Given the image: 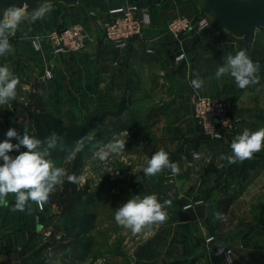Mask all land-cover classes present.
Returning a JSON list of instances; mask_svg holds the SVG:
<instances>
[{
  "label": "crops",
  "instance_id": "0c3cea01",
  "mask_svg": "<svg viewBox=\"0 0 264 264\" xmlns=\"http://www.w3.org/2000/svg\"><path fill=\"white\" fill-rule=\"evenodd\" d=\"M122 4L137 5L146 21L139 37L131 39L126 47L115 49L105 40L100 21L109 9ZM47 5L52 10L42 19L32 23L29 14L20 23L15 35L8 38L12 50L0 56V66L7 67L19 79L17 98L0 105V141L6 138L9 128L16 129L20 135L28 125L36 131L31 115L40 111L32 104L31 95L40 97L44 110L65 127L92 123L89 137L105 127V117L113 112L112 106H108L107 111L92 107L96 100L106 99L101 95L107 92L106 88L108 99L113 101L120 97L129 101L133 95L138 96V101L153 97L152 109L168 118L160 132L184 133V138L189 140L183 142L184 146L191 143L190 154L206 148L207 154L199 151L198 159L203 160L205 169L190 170L185 179L170 178L174 179L175 189L167 183L162 192L166 199L159 198L167 213L166 221L149 226L137 241L131 242L130 248L128 241L122 239L120 252L110 257L119 264H264V149L242 163L228 164L220 159L222 154H231L230 144L236 135L245 129L264 128V56L261 51L264 30L261 29L262 39L259 30L256 32L252 50L246 53L259 64L255 73L257 82L241 89L228 73L216 76L217 70L226 66L228 54L245 51L241 40L226 33L214 35L210 40L208 30L197 29L175 39L166 30L171 17L184 16L198 22L199 0H79L73 7L61 3ZM82 20L89 35L82 50L54 54L42 40L40 46L33 45L34 37L45 35L68 21ZM181 52L184 58L176 60ZM47 71L50 77L45 75ZM192 80L203 81L202 88L194 89ZM195 92L228 99L234 116L240 120L239 130L224 133L219 139L203 138L192 116L191 96ZM155 95L162 97L157 100ZM102 112L106 115L98 122ZM142 147L148 159L155 150L168 151L163 145ZM70 153L64 157L53 154L50 158L56 167L63 169L71 161L72 155L67 157ZM178 162L180 167L181 159L178 158ZM208 165L212 167L210 170ZM191 172H195V177ZM206 182L209 186L203 190ZM76 185L78 189L81 184L77 181ZM120 186L123 187L122 183ZM155 193L157 197L161 195L152 192ZM228 197L231 202L225 207L222 200ZM7 199L8 206L0 207V264L108 261V251L104 254L101 251L99 258L91 260L90 248L83 252L79 245L73 244L81 240V234L78 238L68 236L70 223L66 217L60 219L61 207L53 204L39 212L30 202L25 211L20 212L14 210V195L9 194ZM218 212L226 219H217ZM48 225L67 235L51 251L39 243L40 232ZM220 247L224 250L218 255Z\"/></svg>",
  "mask_w": 264,
  "mask_h": 264
},
{
  "label": "clouds",
  "instance_id": "9594fccd",
  "mask_svg": "<svg viewBox=\"0 0 264 264\" xmlns=\"http://www.w3.org/2000/svg\"><path fill=\"white\" fill-rule=\"evenodd\" d=\"M48 5H41L33 9L31 21L38 19L51 11ZM26 5L17 6L13 4L3 10V17L0 19V56L6 51L12 50L9 37L14 36L20 23L28 17ZM259 68L245 51H238L235 55H227L225 67H220L216 76L221 77L228 73L234 78L239 88L243 89L252 83H256L255 73ZM19 79L13 75L7 67L0 66V105H5L9 100L17 98V86ZM194 89H201L203 81L192 80ZM16 140L17 143L12 141ZM56 147V135L52 134L47 140H41L30 135L25 127L22 135L16 129L9 128L6 138L0 141V207H7V197L13 194L15 197L14 210L23 212L27 205L35 203L43 207L56 191L57 186L64 184L66 177L68 182H75V177L64 169L56 167L50 158V150ZM26 149L21 151V149ZM125 142L116 141L106 145V150L98 152L101 161H107L110 156L119 155L124 151ZM231 154L221 155V160L228 164L243 162L253 158L255 153L264 149V128L255 131L245 129L242 134L236 135L230 144ZM16 152L17 155H11ZM166 168H171L173 174L179 172L175 163L170 162L169 155L163 149L157 151L143 168L146 176H154ZM170 204V201H165ZM216 218L224 220L223 213H216ZM115 222L130 230L133 234L143 233L149 226L162 224L167 219L166 211L158 202L155 194L144 197L134 196L123 203L114 212ZM220 247L218 255L223 252Z\"/></svg>",
  "mask_w": 264,
  "mask_h": 264
},
{
  "label": "rangeland",
  "instance_id": "374dc122",
  "mask_svg": "<svg viewBox=\"0 0 264 264\" xmlns=\"http://www.w3.org/2000/svg\"><path fill=\"white\" fill-rule=\"evenodd\" d=\"M262 32L263 30L258 31V34L260 33V39H262ZM261 51L264 56V42ZM106 89L107 92H102L101 94L105 95L106 99L96 100L94 105L92 104V107L105 111L108 110V106H112V110L123 109L121 117L126 120L128 126L123 128V131H118L102 139V142H99V144L96 143L94 147L92 146L89 151L84 153L83 164L80 167L81 172L79 171V179L77 180L81 184L78 189L84 192V195H82L84 209L82 208L83 212L76 214L78 221H80L76 228L70 226L72 224L68 227H70V230L75 231L81 226L85 231V233L81 234L90 237V245L88 246L90 249H88L91 251V260L97 256L99 258L101 251H103V254L105 251H108V261H100L99 264H119L110 255L120 252L122 239L123 241H128L130 248L132 246L131 242L134 243L137 241L142 236V233L133 234L130 230L119 226L114 219L116 209L134 196H140L142 198L151 195L153 191L158 192V194L161 193L157 198L158 201L160 200L159 198L164 199L165 197L162 192L165 191L168 184L171 188L175 189L172 186L174 179L171 180L170 178L178 177L185 179V176H188L190 170L200 172L205 169V165L203 164V160L193 159V161H190L192 155L189 153L191 143L184 146L183 142L189 141L188 138H184V133L174 132V134L172 133L170 135L169 132H164V130L160 132L168 123V118L159 114L157 112L158 110L155 111V109H152L153 97H150L149 100L139 99L138 101V96L133 95L129 101H125L121 97L113 101L108 99V88ZM155 97L158 100V97L160 98L162 96L155 95ZM97 120L100 122V116ZM105 120V124H107L108 117H105ZM116 141L125 142L124 151L118 156L113 154L107 161L99 160L98 152L106 150V145ZM143 145H155L156 147L163 145L167 147L170 157L177 156L182 161V165L180 167L178 166L179 172L168 176L163 170L154 176H146L143 168L147 166L150 158L148 159L142 153ZM81 147L80 145L73 147L67 157L69 158L72 155L69 158L72 161L77 154L76 152L82 149ZM192 149L195 150L196 148L193 146ZM196 150L198 151L197 153L202 151L201 154H207L208 151L206 148ZM157 151L159 150H155L154 154ZM209 156H211L210 152ZM67 157L65 158L66 160ZM210 168L212 167L208 165L207 169L210 170ZM217 171L216 169L215 174H217ZM191 173H194L193 176L195 177V172ZM121 183L123 187L120 186ZM204 186L203 190L208 188L209 183H204ZM60 215V219H64L65 217L67 219L69 213L63 211ZM72 230L69 235H72ZM94 240L98 242H94Z\"/></svg>",
  "mask_w": 264,
  "mask_h": 264
},
{
  "label": "built area",
  "instance_id": "2783aa9c",
  "mask_svg": "<svg viewBox=\"0 0 264 264\" xmlns=\"http://www.w3.org/2000/svg\"><path fill=\"white\" fill-rule=\"evenodd\" d=\"M146 17L140 15L139 8L135 4H122L107 11V16L100 21V27L105 40L115 49L127 46L131 39L139 37L144 29ZM194 29L208 30L207 21L199 19L195 22L184 16L171 17L167 21L166 30L175 39L180 35ZM89 35L84 21H68L62 28H54L45 35L33 38V45L38 47L41 40L49 45L54 54L70 53L82 50L88 41ZM151 52V49L147 50ZM184 53H179L176 60H182ZM50 77L49 71L45 72ZM192 116L199 125L202 134L213 139H219L224 133H233L239 130L240 120L234 116L231 103L228 99L206 96L195 92L191 96ZM192 159H199L201 155L193 152ZM35 204V203H34ZM39 212H43L48 206H53L52 196L43 206L35 204ZM65 232L55 231L51 225L45 226L39 236V243L46 250L53 247L66 238Z\"/></svg>",
  "mask_w": 264,
  "mask_h": 264
},
{
  "label": "trees",
  "instance_id": "16d2710c",
  "mask_svg": "<svg viewBox=\"0 0 264 264\" xmlns=\"http://www.w3.org/2000/svg\"><path fill=\"white\" fill-rule=\"evenodd\" d=\"M32 104L39 109L38 114L31 115L33 119L34 126L36 131L31 130V125H28L27 129L30 135H33L41 140H47L52 136L53 133L56 135V147L50 150V155L58 154L59 157H64L68 154L73 147L76 145L82 146L80 151H77L75 157L72 159L71 162L64 166V170L69 174H72L75 177V182H68L66 177L64 178V184L62 186H57L56 191L51 195L52 202L59 207H61L60 212L69 213L67 215V220L70 226L75 227L80 223L76 214L83 212L82 208L84 207V201L82 195L84 192L77 189V176L80 171V167L83 164V157L84 153L89 151L93 145L97 142H102V139L106 138L107 136L120 131L122 128L127 127L126 120L123 121L121 115L123 113V109L113 110V112L109 113L108 115V123L102 129L94 132L90 137L89 128L92 123L88 125H71L65 127L61 122L57 121L51 114H49L42 104H40V97H35V95H31ZM35 97V98H34ZM124 106V105H123ZM106 114L102 113L101 116L103 119ZM165 152L168 153L166 149H163ZM170 162L175 163L178 165V157L172 156L170 157ZM164 171L167 173H172L171 168H166ZM158 198V197H157ZM160 201V200H159ZM158 201V202H159ZM231 202V198H225L222 200V204L227 207ZM163 210V207H162ZM85 217V216H84ZM80 217V218H84ZM70 228V227H69ZM70 229H68L69 231ZM72 230V229H71ZM70 230V231H71ZM67 231V232H68ZM73 231V230H72ZM72 233V232H71ZM85 233V231L79 226L75 231H73L72 236L75 238L81 234ZM69 236V233H67ZM88 238V239H87ZM80 242V244H78ZM79 242H74V245H79L81 247V251L86 252L88 250V246L90 245V239L86 235L81 234V240ZM83 242V243H81ZM87 242V243H86Z\"/></svg>",
  "mask_w": 264,
  "mask_h": 264
},
{
  "label": "water",
  "instance_id": "95a60500",
  "mask_svg": "<svg viewBox=\"0 0 264 264\" xmlns=\"http://www.w3.org/2000/svg\"><path fill=\"white\" fill-rule=\"evenodd\" d=\"M61 3L66 7L77 6L79 0H0V19L3 10L12 6L26 5L29 14L41 5ZM198 19L208 24V38L226 33L242 41L246 53H250L255 41L256 32L264 30V0H199ZM63 24L60 25V28ZM203 138H210L202 134Z\"/></svg>",
  "mask_w": 264,
  "mask_h": 264
}]
</instances>
